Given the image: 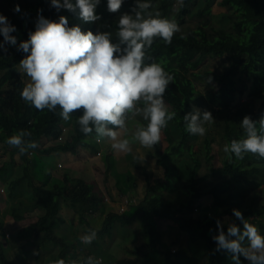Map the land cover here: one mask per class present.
<instances>
[{
	"label": "trees",
	"instance_id": "1",
	"mask_svg": "<svg viewBox=\"0 0 264 264\" xmlns=\"http://www.w3.org/2000/svg\"><path fill=\"white\" fill-rule=\"evenodd\" d=\"M8 1L13 6L5 13L2 12L4 9H0V14H4L15 27L16 30L11 35L17 38V46L28 39L29 32L35 31L38 10L42 9L40 14L49 20L58 21L59 16L63 15L68 18L70 27L79 25L82 31L90 30L94 34L97 31H113V36L116 38L115 32L119 20L117 13L128 11L132 14L131 9L135 6V0H124L118 12L110 13L107 10V0H100L96 12L101 19L95 23H84L66 9L57 12L51 7V0ZM175 1L178 0H151L152 10L159 11L162 17L170 18ZM71 2L75 3V0ZM190 2L191 0H183L182 10ZM204 2V6L197 12L203 21L201 25L183 33L186 39L180 38L181 33L174 35L170 45L157 39L149 53L157 62H163L165 69L175 77L164 98L170 111H175L177 114L170 122L178 128L179 133L173 135L167 132L172 137L176 136L177 141L168 138V145L164 150L161 142L153 149L157 163L163 167V175L151 182V173L144 168L148 185L142 199L123 213L114 211L105 213L100 228H95L88 221L89 215L104 212L102 206L105 195L97 183L73 178L67 174L51 186L36 182L38 175L35 164L36 160L40 159L33 156V152L47 155L53 150L75 153L79 146H86L85 136L77 123L78 116L82 113H74L71 116L70 121L75 130L72 139L51 147H41L43 140H57L62 136L65 121L58 115L59 108L56 113L47 109L41 112L21 99L20 92L28 83V78L26 74L20 72L19 62L27 54L17 51V46L5 43L3 36L0 35V45L6 50L0 52V150L9 153V158L0 163V180L10 174V171L12 172L13 166L21 167L20 173L6 183L7 198L10 202L8 211L15 220L23 218L17 212L20 205L15 203V198L24 184L33 194V204L44 209L45 214L36 223L18 232V237L28 240L31 246L35 245L39 253H42L40 248L49 252L47 247L56 244L62 247L58 253V260L63 259L65 264L76 261L65 258L71 247L64 243L66 235L61 236L57 233L66 224L65 218L60 214L63 203L71 206V223L77 215L82 226L90 227V231L97 232L96 240L87 247L83 245V259L77 261V264H83L87 257L97 255L98 251L105 250L112 254V243L117 236L116 232L130 227L135 222L140 226L138 240L129 244L127 255L115 257L113 264H234L231 253L216 250L217 244L213 237L219 234L217 221H220L225 233L232 223L243 229L242 222L235 216L233 222H223V217L233 214L232 210L239 205L242 207L238 210L242 212L248 223L258 226L264 234V203L252 201L253 204L247 206L242 203L245 186L248 184L256 187L264 186V159L249 153L242 160L233 156L229 162L226 154L222 165L212 166L208 174L198 176L202 167L201 155L204 156L205 162L212 160L215 138L207 125L204 136L187 133L183 121V116L191 112L193 107L200 110L209 109L210 112L215 113L214 124L221 127L219 136L230 144L233 139L245 138L240 125L246 115L253 121H258L264 115V0H220V6L232 9L227 13V18L232 22L234 31L228 32L221 28L216 30V33L211 32L209 27L216 0H204ZM17 5L20 8L19 12L14 11ZM208 56L225 59L224 69L204 68L202 65ZM209 76L213 79L206 92L198 89L192 80V77H195L208 81ZM246 90L249 91L250 96L261 101L258 111L251 110L248 102L238 101V96L243 95ZM20 130L30 131L32 133L30 139L35 140L39 147L22 155L17 148L9 146L8 137ZM197 143L200 146L198 151L195 149ZM184 154H188V161H184L183 165L187 173L186 177L182 175L178 164L179 158ZM113 159L112 156H107L108 163L104 172L107 178L113 169ZM112 172L120 196L136 189V186H132L135 176L131 172ZM212 176L220 179H211ZM165 191L174 193L175 196L165 198ZM208 195L218 203L217 207L225 204L218 209V214L211 218L196 213L202 207V199ZM111 199L115 202L121 197H111ZM158 217L178 224V233L183 232L186 235V242L182 248L170 250L166 245L158 230ZM3 223L4 216L0 211V228ZM8 248V245L0 239L1 264H17V261L10 257ZM49 254L53 257L50 252ZM199 257L202 263L198 262ZM34 260H40L42 264H51L37 256ZM246 261L241 255L240 263Z\"/></svg>",
	"mask_w": 264,
	"mask_h": 264
},
{
	"label": "clouds",
	"instance_id": "2",
	"mask_svg": "<svg viewBox=\"0 0 264 264\" xmlns=\"http://www.w3.org/2000/svg\"><path fill=\"white\" fill-rule=\"evenodd\" d=\"M123 3L124 0H107L108 12H118ZM99 4L100 0H75V3L51 0V7L57 12L66 9L84 23L101 19L96 12ZM152 9L151 0H135L132 14L124 13L118 20L117 42H113L112 32H84L79 25L70 27L68 18L63 15L58 21L45 18L40 14L41 9L35 31L29 32L28 39L18 46L17 38L11 35L15 27L0 14V35L4 42L27 54L19 62L20 72L30 81L20 92L21 99L41 112L47 109L56 113L59 108L58 115L65 122L70 121L72 114L82 113L77 123L85 138L94 133L97 144L110 142L115 153L131 154L133 142L145 149H154L177 114L170 111L164 98L175 77L165 69L163 62H157L149 54L150 49L157 39L170 45L177 33H181V39L187 37L175 19L162 17L159 11ZM14 11H20L19 5ZM212 79L209 76L208 82ZM137 118L146 125L142 126ZM130 121L135 122L131 139L124 138L129 134ZM183 121L185 131L196 136H204L205 125L215 123L210 111L195 107L183 116ZM240 126L245 138L233 139L223 148L229 162L233 156L242 160L249 153L264 159V115L258 121L246 115ZM31 136L30 131L20 130L8 137L7 144L23 155L39 147ZM133 159L142 164L145 156L134 155ZM130 192L121 198L130 197ZM232 211L242 222L243 229L232 223L225 233L217 221L219 234L213 237L216 250L231 253L234 264H240L241 255L249 264H264V235L248 223L240 210ZM96 239V231L80 237L85 245ZM54 264H65V261L60 259ZM83 264H102V260L89 256Z\"/></svg>",
	"mask_w": 264,
	"mask_h": 264
},
{
	"label": "rangeland",
	"instance_id": "3",
	"mask_svg": "<svg viewBox=\"0 0 264 264\" xmlns=\"http://www.w3.org/2000/svg\"><path fill=\"white\" fill-rule=\"evenodd\" d=\"M18 1L25 2L28 0H18ZM219 1L220 0H216V4L214 5V8H213L214 13L210 16V26H209L211 28L210 31L216 33V30L224 28L228 32H230V31L233 32L234 31L233 26L231 25L232 22H229V20L227 18V13L231 12L232 9L229 7L225 8L223 6H220ZM204 4H205L204 0H191V2L187 5V7L182 10L180 0L175 1L173 4V9H172V12H171L169 19H175L181 27V32L187 33L191 28H196L197 26L201 25V22L203 21V19L197 15V12L204 6ZM12 6L13 5L8 0H0V9H4V10H2L3 13L7 12ZM124 13H129V12L128 11H119V13H117V17L120 18V16ZM109 32L114 33L113 31H109ZM113 42H117V38H115L114 36H113ZM5 51L6 50H5V48H3V46L0 47V52H5ZM225 63H226L225 59H222V58L217 57V56H208L204 60V63L202 66L206 69H211V70H223ZM192 80L194 81L196 87L203 92H206V90L211 86L210 82L203 80V79H200V78L192 77ZM245 80H247V79H245ZM27 81L30 82L29 78L27 79ZM247 85L248 86L250 85L249 81H248ZM238 101L248 102L250 109L253 111H258V109L260 107V102H261L259 99L255 98L253 96H250L248 90H246L243 95L238 96ZM166 103H167V101H166ZM204 110H206V109H204ZM207 110L209 111V109H207ZM211 113H212V116L214 117L215 113L214 112H211ZM69 124H70V121L65 122L66 126H69ZM71 124H72V128H73V123H71ZM167 127H168V129L166 128L164 130L162 140L160 141L161 145H162V150H164L167 147V145H168L167 139L168 138L174 139L173 140L174 142L177 141V139H175L176 136L172 137L171 135H168V133L170 132L173 135H175V134L177 135L179 133L178 128L174 124H172L171 122L168 123ZM207 128L211 132L212 136H214V138H215V141H214L213 147H212V160L210 162H205L204 156L201 155L202 167L199 170L198 176L208 174L210 172V168L212 166L218 167V166L222 165V162L226 156V153L223 151V148L227 143L219 136L220 132H221V127L219 125L216 126L213 123L211 126L207 125ZM65 131H66V129H65ZM65 131H63V133H65ZM65 137H67V133H65L63 136H61L59 138V141L55 140V142L56 143H62L65 141L64 140ZM106 143H108L110 145V142H105L104 145H106ZM51 145H55V144L51 143ZM80 147H82V146H79V148ZM199 148H200L199 143H197L195 146V149L198 151ZM139 149L141 150L140 153L143 154V156H145V159H144V162L142 163V165L145 168H147L150 173L151 172L154 173L156 171L155 176L162 175L163 170L161 167H159L158 163L156 162L157 158L153 154L154 150L153 149H145L140 145H139ZM57 151H60V150H57ZM136 151H138V150H134V152L131 154H124L127 158L126 161H129V157L132 158L134 155H139V154L135 153ZM55 154H61V153L56 152ZM97 154L99 155V152ZM108 154L114 155V153H111V150H108ZM118 155H120V154L118 153ZM74 156L81 159V161H85V157H84V155L80 149H79V153L77 155H74ZM187 157H188V154L182 155V157L179 158V163H178L180 168H181V173L184 177L187 176L186 170L184 169V166H183L184 161L185 162L188 161ZM8 158H9V153L3 149L0 150V162L6 160ZM52 158L53 157H49L48 159L51 160ZM97 158H99V157H97ZM48 159H47V157H46V159L45 158L42 159L41 164L44 167L47 166ZM103 159L106 160L107 158L103 157ZM17 160H19L18 156H17ZM113 160H114V162H113L114 164H113L112 171L119 172L120 170L118 167V159H116L114 157ZM107 163H108V161L106 160L105 168L107 166ZM62 164L63 165L56 167V169L61 170V171H67L68 173H70L73 176L72 172H69V170L65 169L66 165L64 163H62ZM139 164H141V163H139ZM50 166L53 167V164H50ZM67 166L74 168L75 175H84L88 179L90 178V177H88L89 169H88V167H85L83 165V162L77 163L75 165L69 163ZM17 170H18V173H20L21 167L19 166V169L17 167ZM17 170H16V172H17ZM13 171H14V166H13ZM112 171H111V174H109L108 178H107V176L105 177L103 172H101L100 178L99 177L94 178L93 182H95V183L97 182V185H99V181H102L104 184L107 182H110V183L113 182L115 184L114 176H112V173H113ZM54 172H56V170ZM15 173L12 172L10 174L15 175ZM42 173L40 176H42ZM119 173H121V172H119ZM10 174H8L7 177H9ZM95 174H97V173L95 172ZM96 179H98V180H96ZM211 179L219 180L220 178L217 176H215V177L212 176ZM103 183H102V185H103ZM107 185L108 184H106V186ZM112 187H114L116 189L115 185H112ZM139 188H140V184H139ZM243 189H244V194H243L244 195L243 196L244 202H242L243 204H245L247 206L251 203L253 204L252 201H255L259 204L264 203V186L256 187L254 185L248 184ZM115 192H116V190H115ZM115 192H114V195H115ZM21 194H26L25 195L26 197H24V200H21L20 198L18 199L19 201L22 202L23 205L26 204L28 201H31L33 199V194L27 186L23 188ZM7 196H8V191H7V186H6L5 192H0V198L4 199V197L6 198ZM172 196H175V194L168 192V191H165V195H164L165 198H169ZM16 199H17V196H16ZM138 199H140V198L138 197ZM119 203L121 205L117 210L120 209V213H123L124 211L122 212L121 207L125 203V199H120ZM216 204H218V203H215L214 199L208 195L202 199V203H201L202 207H200L199 211H196V213L201 214L203 216L207 215L208 217L211 218L214 215L218 214V209H221L222 207L225 206V204H220V206L217 207ZM64 207L69 208L71 206L69 204H66ZM241 207H242L241 205L236 206V209L238 210ZM69 209L71 211V208H69ZM0 211H1V215L6 211V207L1 202V199H0ZM102 214H103V212H100L95 217H92L91 220H89L90 223L95 228L101 227L102 221H103L102 217H101ZM90 216L91 215H89V217ZM75 217H76V218H74L75 221L72 222L73 224L71 223L70 220H67L66 224L62 227L61 230H58L57 233H60L61 236L63 233L66 234V240L64 243L67 246L71 247L69 254H66L65 258L69 259V260H76L79 262L81 259H83L82 247L84 245L81 242L80 237L87 234L88 232H90V229H89L90 227L82 226L79 223L78 216L76 215ZM233 219H234V214L225 215L223 217V222H233ZM157 224H158L159 233H160L163 241L170 248V250L182 248L183 244H185V242H186V235L183 232L178 233L179 228H178V224L176 222H173V221L168 220V219H162V218L158 217L157 218ZM257 228H258L260 234H262L263 232L261 231V229L258 226H257ZM139 231H140V226L137 222L130 225V227H126L124 229L119 230V232L117 231L116 232L117 236H115V241H114V243H112L113 244V246H112L113 250L111 251L112 254L107 253V251L103 250L102 252L98 251V254L93 255L92 257L102 260V264H113L115 262V259H116L115 257H120V256H123L125 254L127 255V253H128L127 247L129 246L130 243L138 240ZM11 233H12V238H10L9 240H10L11 244H14V245H12V248L8 249V252L10 254V257L12 259H14L15 261L17 260L16 257H20L21 260H26V263H27L29 261V259L34 260L35 256H37L38 258H40L42 260L46 259L47 263H51V264H54V262L58 260V258H59L58 253L62 249V247L60 245L51 244L49 247H47L48 251L53 255V257H51L49 252L44 251L43 248H40V249H43L42 250L43 254L39 253V250L35 245L31 246L28 243H26L28 240L25 239V241H24V240L20 239L18 237V233H16V232H11ZM74 233H75L76 239L71 237V235L73 236ZM262 235H264V234H262ZM19 240H21L22 243H20ZM50 242L51 241H48V243H50ZM37 246H39V245H37ZM84 246L87 247V245H84ZM54 254H55L56 258L54 256ZM198 262L199 263L201 262L200 257L198 258ZM33 263L42 264V262H40V260L39 261L34 260ZM0 264H1V262H0ZM17 264H21L20 261H18ZM242 264H249V261H246L245 263H242Z\"/></svg>",
	"mask_w": 264,
	"mask_h": 264
},
{
	"label": "crops",
	"instance_id": "4",
	"mask_svg": "<svg viewBox=\"0 0 264 264\" xmlns=\"http://www.w3.org/2000/svg\"><path fill=\"white\" fill-rule=\"evenodd\" d=\"M137 121L142 126L146 125L145 121H143L140 118H137ZM71 123L72 122L70 121L69 126H66L65 122L63 123V131H65L64 130V128H65L66 129L65 133H67V137H68V138L65 137L64 140L72 139V136L75 135V130H74V128H72ZM128 127H129V134L127 137H124V138L131 139V133L135 131V122L130 121L128 124ZM65 133H62V136ZM94 136H95V134L85 138L84 140H86V143H87L86 146L82 145V147L79 148L85 157V161H81V159L74 156V155H77L79 153V149L75 153L69 152V151L53 150L48 155L44 154V153H40V152H33V156L35 155L37 159H40L39 161L36 160V164H35V170L37 171L38 177L41 175L42 172L44 173V174L42 173V176H40L39 178L37 177L38 179L36 182L40 183V184L47 185V186H51V185H54L57 181L62 180L63 176L66 174L73 177V178H82L88 182H93L94 178H98V177L100 178L101 172H103V173L105 172V169H106L105 168V162L107 159L104 160L103 157L107 158V156H112L113 158L115 157L116 159H118V167L120 170L119 172H121V173L131 172L135 176V180H134L135 182L133 184H136V189L132 190L130 192L129 196L134 201H136L133 204L137 205L138 202L144 196L146 187L148 185V181H147L146 176L144 174V168L145 167L142 164H139L136 161H134L133 157L132 158L129 157V161H126L127 160L126 156L124 154H121V153H119L120 155H118V153H115L108 143H106V145H104L105 142L97 144L95 139H94ZM56 141H59V139ZM51 143H54L55 145L59 144V143H56L55 140H43L41 147H51V146H53V145H51ZM132 148H133L132 153L134 152V150H138L135 153L139 154L140 156H143V154L140 153L141 150L139 149V143L138 142H133ZM108 150H111V153H114V155H109ZM56 152H60L61 154H55ZM98 152H99L100 156L97 154ZM46 157H47V159L49 157H53V158L51 160L48 159L47 166L44 167L41 163H42V159H44V158L46 159ZM97 157H99V158H97ZM2 162H0V163H2ZM17 162L19 163L20 160H17ZM81 162H83V165L85 167H88V169H89V174H88V177H90L89 179L87 177H85L84 175H75L74 168L67 166L69 163L75 165V164L81 163ZM156 162H157V160H156ZM62 163H64L66 165L65 169H67V170H69V172L73 173V176L70 173H68L67 171H61V170L56 169V167L63 165ZM50 164H53V167L50 166ZM17 165H19V164H17ZM17 167L19 169V166H14V171L12 170V172L15 173L17 170ZM159 167H161L163 170V167L161 165H159ZM55 170H56V172H54ZM12 172L10 171V173H12ZM95 172L97 174H95ZM155 173H156V171L154 173L151 172V182H153L156 178L161 177L163 175V173H162V175L155 176ZM17 174H18V170L15 173V175H17ZM15 175L10 174L9 177L3 176L0 180V187L3 186L5 188L7 185L6 183ZM96 180H98V179H96ZM102 183H103L102 181H99L98 186L104 192V195H105V202L102 206L104 212L101 216L102 220H103L105 213H108L110 211H114V212L119 211V210H117L121 205L119 203V200L114 202V201H112L111 197L117 198V197H123L125 195H123V196L119 195L117 188L115 189L114 187H112V185H115L113 182H111V183L107 182L105 184L103 183V185H102ZM106 184H108V185L106 186ZM139 184H140V188H139ZM24 187H26V186L25 185L21 186V188L17 194V199L15 198L16 199L15 203H17V205L18 204L20 205V206H18L17 212L23 216V218L21 220H15L9 214L8 210L10 207V202L7 198L8 196L6 198L4 197V199L0 198L1 202L6 207V211L2 214L4 216V223L2 225V228H0V239L3 240L6 245H8V247H9L8 249L12 248V245H14V244H11V242L9 240L10 238H12L11 232L18 233L20 230L24 229L25 227H28L29 225L36 223L38 221V219L45 214L44 209L37 206V205H34L32 200L28 201L24 205L22 204L21 201L18 200L19 198L21 200H24V197H26L25 196L26 194H21ZM115 190H116V192H115ZM114 192H115V195H114ZM138 197L140 199H138ZM66 204L67 203L62 204V209H61L60 214L67 221V220H70L72 217V209L70 211L69 208H71V207H69V208L64 207ZM131 206H134V205L131 204L127 208H130ZM98 213H96L92 216L95 217ZM92 216L88 217V221L90 220V218ZM74 218H76V217H74ZM73 221H75V220L73 219ZM62 235H66V234L63 233ZM71 237L76 239L75 233L73 236L71 235ZM19 242L22 243L21 240H19ZM26 243H28V242H26ZM16 258H17V260H16L17 263H18V261H20L21 264H35V263H33V261H34L33 259H29V261L26 263V260H21L20 257H16Z\"/></svg>",
	"mask_w": 264,
	"mask_h": 264
},
{
	"label": "built area",
	"instance_id": "5",
	"mask_svg": "<svg viewBox=\"0 0 264 264\" xmlns=\"http://www.w3.org/2000/svg\"><path fill=\"white\" fill-rule=\"evenodd\" d=\"M136 184H133V186H135ZM0 192H5V188L2 186L0 187ZM125 199V203L123 204V206L121 207L122 212L126 210V207L129 206L130 204L135 203L136 201H134L132 198L130 197H126Z\"/></svg>",
	"mask_w": 264,
	"mask_h": 264
}]
</instances>
